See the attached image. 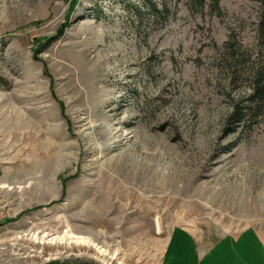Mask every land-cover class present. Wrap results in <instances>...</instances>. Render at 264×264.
I'll return each instance as SVG.
<instances>
[{
    "label": "rangeland",
    "instance_id": "obj_1",
    "mask_svg": "<svg viewBox=\"0 0 264 264\" xmlns=\"http://www.w3.org/2000/svg\"><path fill=\"white\" fill-rule=\"evenodd\" d=\"M74 1L0 0V264H107L29 233L99 234L122 264H162L176 226L264 235V108L228 118L264 60L259 3L182 2L150 30L117 0Z\"/></svg>",
    "mask_w": 264,
    "mask_h": 264
},
{
    "label": "trees",
    "instance_id": "obj_2",
    "mask_svg": "<svg viewBox=\"0 0 264 264\" xmlns=\"http://www.w3.org/2000/svg\"><path fill=\"white\" fill-rule=\"evenodd\" d=\"M77 1V0H75ZM74 1V2H75ZM222 0H210L209 7L213 11L221 8ZM261 7L260 30L264 42V0H256ZM184 2L188 8L194 12H202L207 5V0H117L116 3L121 4L122 8L131 15H134L139 22V26H144L150 30H158L162 28L169 18L176 14L178 6ZM94 11L96 19L106 18L99 7ZM149 32H147V35ZM264 60L257 67H248L249 80H251V93L233 106V111L229 115V121L234 126H247L249 122L257 118L264 108Z\"/></svg>",
    "mask_w": 264,
    "mask_h": 264
},
{
    "label": "crops",
    "instance_id": "obj_3",
    "mask_svg": "<svg viewBox=\"0 0 264 264\" xmlns=\"http://www.w3.org/2000/svg\"><path fill=\"white\" fill-rule=\"evenodd\" d=\"M2 175L0 164V178ZM178 227L180 229H174L171 234L162 264H202L205 259L215 257V248L222 241L228 244L222 252L227 264H264V235L255 226H247L236 233H227L216 241L195 236L190 229L183 226L174 228ZM184 236L190 237V241L185 242Z\"/></svg>",
    "mask_w": 264,
    "mask_h": 264
},
{
    "label": "bare ground",
    "instance_id": "obj_4",
    "mask_svg": "<svg viewBox=\"0 0 264 264\" xmlns=\"http://www.w3.org/2000/svg\"><path fill=\"white\" fill-rule=\"evenodd\" d=\"M90 128H88V130H90V132H91L92 129H90ZM112 129H114V128H112ZM112 132L113 131L110 128H107V132H106L107 141L106 142L107 143L109 142L108 146L105 143L103 145H95L94 147H92L90 145V143H88V145L86 146V148H87L86 150L88 152H92V151H94V149H97V150H99L101 152L103 149L109 148L110 145H112L113 141H115L114 139L111 138V136L114 134ZM89 134L85 133L83 136H86V135H89ZM0 188L4 189V188H8V187L3 185ZM11 189H12V187L10 186L8 188V190H11ZM17 189L20 192L23 189V186H18ZM49 235H51V238H48ZM25 237H29V240L33 239L35 242L39 241L40 243H44L45 242V243H55V244H58V245L60 244L61 247L63 246L65 248L71 247L73 245V243H76V244L77 243H81L83 245H87L88 247L96 248V251L99 254V257L102 258V261H106L107 264H122V262L120 261L121 259H120L118 253H116V252H112L111 253L109 251V249H108L109 248L108 246H106L107 247L106 249L102 248L103 246L98 247V244L101 241V236L99 234L95 235V236H93L91 238L90 237H88V238H84V237L83 238H77V237H74L70 233L69 229H67L64 232V235H60V236L59 235H54V234H44L41 237H39L37 233H34V234L29 233V234H25ZM46 238H48V239H46ZM57 255H62V254L60 252H57Z\"/></svg>",
    "mask_w": 264,
    "mask_h": 264
}]
</instances>
